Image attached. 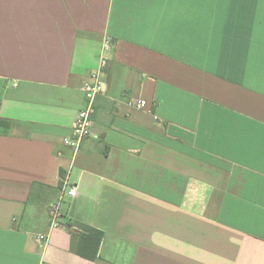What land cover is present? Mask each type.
Returning <instances> with one entry per match:
<instances>
[{
    "label": "crops",
    "instance_id": "crops-1",
    "mask_svg": "<svg viewBox=\"0 0 264 264\" xmlns=\"http://www.w3.org/2000/svg\"><path fill=\"white\" fill-rule=\"evenodd\" d=\"M43 262L264 264V0H0V264Z\"/></svg>",
    "mask_w": 264,
    "mask_h": 264
},
{
    "label": "built area",
    "instance_id": "built-area-1",
    "mask_svg": "<svg viewBox=\"0 0 264 264\" xmlns=\"http://www.w3.org/2000/svg\"><path fill=\"white\" fill-rule=\"evenodd\" d=\"M112 48V42L109 37L104 41L101 54L100 63L96 70H94L89 80L84 85L85 106L78 113L73 127L71 135L65 139V144L71 146L75 152H78L83 140L92 134V126L94 122V114L96 112V99L104 91V84L101 75L108 65V56L106 53ZM138 108H144L146 101L140 99L137 101ZM76 193V188L72 187L68 190V194L73 196ZM53 226H61V206L60 203L54 205L50 210ZM46 236H40V239L44 240ZM43 264H49L43 262Z\"/></svg>",
    "mask_w": 264,
    "mask_h": 264
},
{
    "label": "trees",
    "instance_id": "trees-1",
    "mask_svg": "<svg viewBox=\"0 0 264 264\" xmlns=\"http://www.w3.org/2000/svg\"><path fill=\"white\" fill-rule=\"evenodd\" d=\"M66 225L71 232L79 237L77 253L90 260L100 259V247L104 232L77 220H68Z\"/></svg>",
    "mask_w": 264,
    "mask_h": 264
}]
</instances>
